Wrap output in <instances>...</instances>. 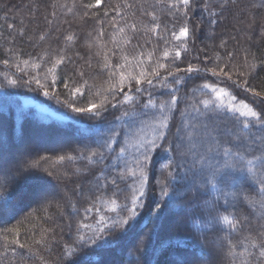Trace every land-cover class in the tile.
I'll list each match as a JSON object with an SVG mask.
<instances>
[{"label":"trees","instance_id":"16d2710c","mask_svg":"<svg viewBox=\"0 0 264 264\" xmlns=\"http://www.w3.org/2000/svg\"><path fill=\"white\" fill-rule=\"evenodd\" d=\"M96 4L0 0V150L13 152L0 158V264H111L126 258V264H174L171 257L185 251L208 257L203 264H264V123L244 128L246 118L228 110L244 111L243 104L264 110V0ZM182 27L188 35L176 39ZM189 66L200 71L189 73ZM10 80L49 94L38 103L25 101ZM206 83L228 93L208 108L201 101L215 100L216 93L204 89ZM125 93L131 102L121 103ZM102 100L97 116L72 110ZM166 102L168 127L160 128L159 105ZM157 130L164 139L148 151ZM109 136L110 146L100 147ZM170 146L173 151H163ZM222 146L239 152L245 169L248 160L254 163L252 172L217 190L205 178L209 161L223 163L216 155ZM91 152L104 158L85 159ZM48 184L57 200H22V192ZM162 186L178 194L166 211ZM133 209L130 227L113 226ZM100 230V247L76 243Z\"/></svg>","mask_w":264,"mask_h":264},{"label":"snow or ice","instance_id":"6c2138e0","mask_svg":"<svg viewBox=\"0 0 264 264\" xmlns=\"http://www.w3.org/2000/svg\"><path fill=\"white\" fill-rule=\"evenodd\" d=\"M100 3H101V0H97V4L95 6H98ZM181 3L185 6H188L190 4V0H181ZM92 6H94V5H89V7H92ZM188 32H189V29L187 27H182L180 29L179 36H176V39H180L181 37H187ZM68 39H71V37H68ZM177 55H179V52H177ZM164 56L167 57L168 52H165ZM60 62H62V61H58V63H60ZM248 67L250 70L255 69V66H253V65H249ZM177 71H180V69H177ZM186 71L189 73L199 72L200 69L193 68V67L189 66L186 69ZM219 72H224V69L220 68ZM212 74L213 75L218 74L216 68L212 69ZM123 82H124V76L121 75L120 84L122 85ZM135 82H136V84H140L141 80L136 79ZM9 83L12 85H15L16 81L11 80V81H9ZM37 83H39V81H37ZM148 83L151 84V81L149 80ZM65 87H67V85H65ZM202 87L204 89H210L212 93H216L215 100L209 98V99H205V100L201 101V103L203 104V106L205 108H208V107L216 104V102L220 101L223 96L228 95V93L224 89L217 90L215 87H213L207 83L204 84ZM113 89H115V86H113ZM119 90L121 92H123V87H121ZM76 91L79 92V89H77ZM137 91H139V89H137ZM253 91L255 92V90H253ZM48 94L49 93L47 91L44 92L45 96H47ZM255 95L257 97H260L261 93L255 92ZM132 99H133L132 97L128 96L125 93V99L121 103L131 102ZM233 99H235V97H233ZM175 102H176V98L173 97L171 103L174 104ZM261 103H264V98L261 99ZM149 104L152 107H156V105L152 104L151 101H149ZM104 106H105V101L102 100L99 105L90 103L87 107H73L72 110L77 112V113H89L91 116L94 117V116H97L99 114V112L104 109ZM145 106L147 107L149 105H145ZM166 106H167V102L159 105V108L161 109V113H162V118H161L160 124H159L160 128H167L168 127V124L166 123L168 117L166 115H163V110L165 109ZM217 106H222V105H217ZM113 107H115V105H113ZM242 108L244 109V111H240L239 109H235L234 107H232L228 110L233 111V112H239V116L246 118L244 121H242L244 128H248L252 121L264 123V110H262L261 112H257L252 107H250L248 104H243ZM194 110H197V109H194ZM124 115L127 116L128 113H125ZM119 119L120 118L117 117V120H119ZM164 136H165L164 133L159 132V130H157L156 139L149 142L151 147L148 149V151H152L153 149L159 148V145L156 143V140H162V139H164ZM110 141H111V136H109L107 139H104L103 142L100 144V147L107 149L110 146ZM222 149H223L222 151L217 149L216 155L222 156L224 158L223 163L220 164L219 166H215V165H212L211 162L209 161V163L207 165V176L205 178L207 184L210 185V187L212 189H217V190H219L218 189L219 185L228 184L233 178H235L237 176V174L243 173L245 171H247L249 173L252 172V166L254 163L253 160H248L246 162L247 168L245 169V167L242 164H240V161L243 160V156H241L239 154V152H234L231 147H227V146H222ZM163 151H165V152L173 151V147L170 146V147L164 148ZM209 151L211 152V151H213V149L209 148ZM97 156L100 159L104 158L103 152H91L90 156L85 157V159L91 160L92 157H97ZM234 158H235V160H234ZM60 159L63 160L64 157H61ZM69 159H72V157H69ZM148 160H149V156L147 154H145L143 163L146 164V162ZM137 163H138V166L141 167L140 183H141V187H143V184H144L143 165L140 161H138ZM165 167H167V165ZM131 174L135 175V172H132ZM240 178L243 179L242 176ZM113 183H115V181H113ZM260 191L264 192V187H262L260 189ZM144 194L145 193L143 191L140 192L141 196H143ZM161 195L169 197L168 202L165 204V211L168 210L169 208L175 206L176 198L178 197V194L176 192H173L170 195V193L168 191V186H162L161 187ZM0 197H2V194H0ZM112 203L115 204V201H112ZM262 206H264V203H262ZM136 215H137V213L133 209L131 217H129L128 219H122L119 221H114L113 226L115 227L116 225H129V227H130L131 225L129 224V221L131 219L135 218ZM224 221L227 222L233 229L236 228V224L233 223V221L230 220L227 216L224 217ZM16 231L18 232V230H16ZM101 241H105L103 230H100L99 234H93L90 237L79 236L76 243L82 248H87L90 245L100 247ZM250 242H251L253 247L257 246L255 239H252ZM14 243H19V241L16 240V241H14ZM37 243H40V241H37ZM20 247H24V245L21 244ZM231 247H235V245H231ZM73 252H75V248H73ZM259 256L261 258H264V240H261L259 243Z\"/></svg>","mask_w":264,"mask_h":264},{"label":"rangeland","instance_id":"374dc122","mask_svg":"<svg viewBox=\"0 0 264 264\" xmlns=\"http://www.w3.org/2000/svg\"><path fill=\"white\" fill-rule=\"evenodd\" d=\"M8 86L11 87L13 90H15L17 93H19L23 97V100H25V101H30V102L35 101V103H38V102H40L39 101L40 99L43 101V98L42 97L45 96L43 92L42 93H35L33 90L29 89L28 85L23 84V83H20V82H16L15 85H12L8 81ZM42 109H44L45 111H48L45 108H42ZM51 113L53 114V111ZM46 146H50V145H46ZM7 151H8V148H6V149L5 148L4 149L1 148V150H0V158L1 157H4L8 153ZM9 154H13V152L11 151ZM8 155H6V156H8ZM1 160H3V158L0 159V166L2 167L3 162ZM0 173H1V168H0ZM48 185H46L45 187H43L41 189H30L29 191H26L25 190L26 192H22V200H25V199H27V200H29V199L33 200L34 199L33 201H35V203H38L39 202L38 204H41L43 202L44 203L45 202H50L52 200H54V201L57 200L58 198H57V192H56V190L53 188V186H50V185L48 186ZM137 242L138 241L136 240V243L134 242V243L131 244L132 245V249L134 247H136ZM129 254H132V252L129 251L128 252V256H129ZM179 256L181 258L180 257L178 258V257H175V256H172L171 257V259L174 262V264H180V262L183 261V260L184 261L187 260L188 261V264H203V262H205V263H208L209 262L208 261V259H209L208 257H207V259L206 258H202V259L201 258H194V257L191 256V254H188V252H186V251L183 252V253H181V255H179ZM129 257H131L130 260L133 259L132 256H129ZM125 261L127 263L128 258H126ZM110 263L111 264H126V263H119L116 260H113V261L111 260ZM143 263H144V260H143L142 263H139V264H143Z\"/></svg>","mask_w":264,"mask_h":264}]
</instances>
